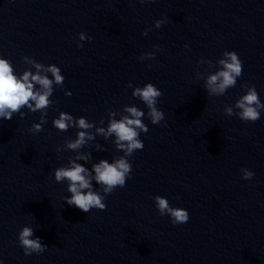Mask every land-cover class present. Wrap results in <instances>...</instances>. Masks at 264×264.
Instances as JSON below:
<instances>
[{
    "label": "water",
    "instance_id": "obj_1",
    "mask_svg": "<svg viewBox=\"0 0 264 264\" xmlns=\"http://www.w3.org/2000/svg\"><path fill=\"white\" fill-rule=\"evenodd\" d=\"M225 50L238 53L242 75L209 95L205 79ZM145 52L154 59H140ZM26 56L49 79L48 65H57L64 81L53 84L46 109L23 106V117L0 118L2 264H264V110L254 122L224 111L243 83L264 103V0H0V57L19 76L37 71ZM148 82L163 93L159 124L132 95ZM125 106L145 112L148 131L128 157L124 187L105 195L104 210L68 205V182H56L54 170L78 154L89 156L76 160L89 172L123 155L115 135L97 129L107 131L109 113L119 119ZM61 111L84 116L94 138L68 149L82 129L55 128ZM41 116L42 131L31 132ZM243 168L254 175L243 179ZM156 195L186 209L188 221L160 215ZM24 226L47 246L42 253H24Z\"/></svg>",
    "mask_w": 264,
    "mask_h": 264
},
{
    "label": "clouds",
    "instance_id": "obj_2",
    "mask_svg": "<svg viewBox=\"0 0 264 264\" xmlns=\"http://www.w3.org/2000/svg\"><path fill=\"white\" fill-rule=\"evenodd\" d=\"M165 20L166 18L157 19L154 26L161 27ZM147 31L146 29L145 35ZM78 35L81 40L86 38L83 32ZM87 39H91V37H87ZM78 46L82 47V45ZM154 47L158 48L159 46ZM154 56L153 52H145L142 53L140 59H154ZM23 59L28 60L37 71L33 73L30 70H25L22 75L17 76L14 74L11 62L0 57V118L2 119L10 120L13 114L18 112L23 117L24 114L20 111L23 106H27L32 112L46 109L50 103L49 97L53 93V84L63 85L64 77L57 65H48L46 71L53 77V79H49L47 75L40 74L39 70L44 66L42 63L33 58L29 60L27 56ZM217 64L220 67L207 76L204 86L209 95L220 96L228 88L236 85L237 78L242 75V61L234 50H225ZM36 85H39V90H34ZM128 86H132L131 82ZM241 88L246 89L244 94L235 101L233 106L226 107L224 111L228 116L236 115L245 122H254L260 118L261 110H264V103L261 102L254 86L243 83ZM132 95L138 97L145 104L148 110L147 116L152 124H159L164 119V112L157 107L158 98L163 93L153 83H145L142 87L136 86ZM234 108L237 111L234 112ZM124 112L126 114L119 119L114 118L115 112H110L107 131L104 128L97 129V132L106 137L114 134L117 148L123 152V155L114 159L112 163L100 160L99 163L92 165V171L89 172V169L83 164L76 162V160L87 161L89 156L78 154L76 160L69 161L70 166H60L54 170L56 182H68L67 191L71 195L64 197L68 205L75 206L86 213L92 208L104 210L106 208L105 195L112 193L117 187H124L132 168L128 157L136 150L143 148V141L139 138L140 133L148 131V127L142 119L145 116L143 110L136 106H125ZM46 122L45 117L41 116L40 122L33 123L29 130L33 133L40 132L42 125ZM52 123L60 131H66L69 127L82 129L77 133L74 141L67 143L68 149L76 150L85 145L89 139L94 138L89 132L84 131L93 127L84 116L74 118L71 114L61 111L58 118H54ZM241 171L243 179H250L254 175L247 168H243ZM93 181L101 186L103 194L94 190ZM154 201L160 215L168 214L173 224L188 221V211L181 207L171 206L166 197L156 195ZM18 243L26 255L42 253L47 247L39 237L33 238L31 226H24L19 230Z\"/></svg>",
    "mask_w": 264,
    "mask_h": 264
}]
</instances>
